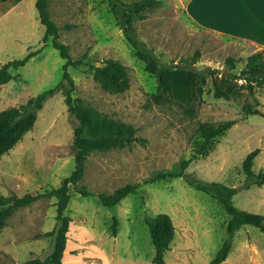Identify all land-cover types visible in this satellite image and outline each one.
I'll list each match as a JSON object with an SVG mask.
<instances>
[{"label": "rangeland", "instance_id": "rangeland-1", "mask_svg": "<svg viewBox=\"0 0 264 264\" xmlns=\"http://www.w3.org/2000/svg\"><path fill=\"white\" fill-rule=\"evenodd\" d=\"M159 1V6L143 10L141 17L133 20V33L153 54L157 65L188 66L198 54L192 66L207 72L202 95L191 114L174 102L157 104L152 100L157 89L156 67L150 57L136 54L107 0H49V16L58 28L60 41L68 46L72 60L82 62L77 68L68 67L75 86L72 97L117 123L131 125L140 139L88 156L77 187L95 195L111 194L126 184H138L139 188L113 208L103 207L96 196L81 197L70 189L64 212L70 223L63 264H153L144 218L159 213L168 214L175 229L164 264L210 262L227 238L229 217L223 208L189 186L183 177L151 182L160 173L182 171L181 163L190 158L200 140L199 123L236 121L207 154L191 161L183 172L204 182L236 187L233 204L264 215V185L244 188L241 170L245 156L259 149L252 170L264 171V117L245 113H263L260 102L264 89L254 86L250 93L244 80L233 77L243 70L250 53L260 51L197 25L186 14L185 0ZM34 3L6 0L0 4V66L38 51L23 67L11 70L12 80L0 85V112L57 89L35 113L33 127L0 156V195L6 196L35 195L57 188L74 168L73 133L78 122L65 104L64 61L50 40L43 43L44 27ZM107 60L125 68L130 84L127 91L108 93L93 80L90 66H101ZM209 70L218 71L210 74ZM215 86L231 92L229 98H215ZM55 209L54 197H42L11 211L4 227L13 230L11 239L19 247V263L42 260L50 254L53 238L43 234L56 223ZM0 264L13 262L0 252ZM220 264H264V233L250 226L239 229Z\"/></svg>", "mask_w": 264, "mask_h": 264}, {"label": "trees", "instance_id": "trees-1", "mask_svg": "<svg viewBox=\"0 0 264 264\" xmlns=\"http://www.w3.org/2000/svg\"><path fill=\"white\" fill-rule=\"evenodd\" d=\"M5 1L0 0V3ZM107 2L118 25L123 30L136 54H145L150 57L151 62L156 67L157 89L151 95L152 100L157 104L174 102L182 106L188 113L192 112L195 102L202 95L204 74L207 72V70L197 71L193 68L192 65L195 63L198 54L192 57L188 66L157 65L153 54L146 48L144 43L137 40L133 33V20L141 17L143 10L159 6L161 4L160 1L139 0L124 3L121 0H107ZM48 3L49 0H35L34 7L37 11L39 23L44 27L43 43L50 40L51 47L58 52L59 57L64 61L62 65V81L67 84L65 104L68 112L78 122L73 133L76 151L74 168L70 175L63 179L59 187L35 195L27 193L21 197L0 195V230L4 227L6 219L14 208L28 206L42 197H54L56 199V223L50 231L43 234L45 237L53 238L50 254L42 260L34 258L19 264H63L62 260L66 250L70 223L69 217L64 212L71 198L70 189H74L81 197L96 196L103 207L113 208L125 197L135 195L139 188L138 184H126L111 194L95 195L83 186L77 187L78 182L82 180L84 175V163L90 154L123 148L127 144L140 139L136 136V129L131 125L117 123L72 97L75 86L68 72V67L77 68L82 65V62L80 60H72L69 56L68 46L60 41L58 28L49 16ZM37 53L38 51H30L22 59L11 60L2 64L0 66V85L14 78L11 70L23 67ZM227 63L230 64V61H227ZM89 69L92 72L93 80L108 93H123L130 86L125 68L118 62L107 60L101 66H90ZM217 71L209 70V73L213 74ZM222 73L228 74L227 70L222 71ZM233 77L244 80L250 93L253 91L254 86L264 89L263 51L255 52L248 56L243 70L239 75ZM56 89L57 86L28 99L24 104L0 112V156L7 153L33 127L35 113L42 108L43 103ZM230 93L218 86L214 87V97L217 99H228ZM245 113L264 117V114L258 110H245ZM235 124V120H227L217 125L199 123L197 131L200 140L196 143L190 158L181 163L182 171L179 173H160L151 179L153 183L169 178L183 177L189 186L215 199L228 215L229 219L226 225L227 238L208 264H220L227 258L232 238L242 227L250 226L264 233V215L241 210L233 204V197L238 192L236 187H230L219 182H204L183 172L191 161L207 154L214 142ZM258 153L259 149L252 150L242 162L241 170L244 174V188L264 185V171L256 173L252 170L253 161ZM144 223L153 247L152 263L164 264V256L170 249V244L174 237L175 229L172 220L168 214L159 213L152 217H145ZM112 230L113 234H115L116 219L113 220ZM37 237L40 236L37 235Z\"/></svg>", "mask_w": 264, "mask_h": 264}, {"label": "crops", "instance_id": "crops-1", "mask_svg": "<svg viewBox=\"0 0 264 264\" xmlns=\"http://www.w3.org/2000/svg\"><path fill=\"white\" fill-rule=\"evenodd\" d=\"M183 6L189 18L202 28L264 53V0H185ZM260 103L264 113V100ZM12 236L10 227L0 230V252L9 255L13 264H19V247Z\"/></svg>", "mask_w": 264, "mask_h": 264}]
</instances>
